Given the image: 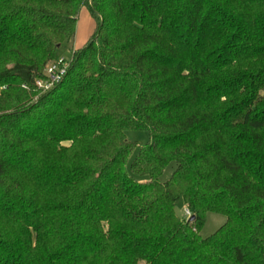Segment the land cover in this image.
<instances>
[{
	"label": "trees",
	"instance_id": "obj_1",
	"mask_svg": "<svg viewBox=\"0 0 264 264\" xmlns=\"http://www.w3.org/2000/svg\"><path fill=\"white\" fill-rule=\"evenodd\" d=\"M0 264H264V0H0Z\"/></svg>",
	"mask_w": 264,
	"mask_h": 264
},
{
	"label": "rangeland",
	"instance_id": "obj_2",
	"mask_svg": "<svg viewBox=\"0 0 264 264\" xmlns=\"http://www.w3.org/2000/svg\"><path fill=\"white\" fill-rule=\"evenodd\" d=\"M76 31L73 36V42H65L63 46L58 48V51L56 53V56L59 58L61 57H67V59L72 58V52L74 51L73 47L75 49L82 48L89 40V37L91 34L95 31L96 24L93 16L91 15L89 9L83 7L81 8L76 22ZM39 94L37 93L35 97H38ZM126 136L129 140L139 143H146L150 140L151 134L150 131L147 130H134V129H128L125 130ZM139 149L136 148L127 159V168L130 170V164L131 161L134 159V157L137 155ZM176 168V162L172 161L169 166L164 170V172L160 175V179L162 181H167L171 173ZM138 180H148L147 175H140L136 176ZM176 213L181 217L184 218V212L186 206L184 203V200L182 198L178 199L175 204ZM193 214V213H192ZM226 221V216L222 213H216V212H208L206 215L205 224L200 231V235L204 238L206 236H209L213 234L215 231L219 229V227L224 224Z\"/></svg>",
	"mask_w": 264,
	"mask_h": 264
},
{
	"label": "built area",
	"instance_id": "obj_3",
	"mask_svg": "<svg viewBox=\"0 0 264 264\" xmlns=\"http://www.w3.org/2000/svg\"><path fill=\"white\" fill-rule=\"evenodd\" d=\"M71 59L67 57H59L51 62H49L45 67L44 78H39L35 81L36 88H38L42 93L51 89L55 84L67 74V70L70 66ZM192 211L190 208L185 209L184 218L188 220L192 216Z\"/></svg>",
	"mask_w": 264,
	"mask_h": 264
},
{
	"label": "water",
	"instance_id": "obj_4",
	"mask_svg": "<svg viewBox=\"0 0 264 264\" xmlns=\"http://www.w3.org/2000/svg\"><path fill=\"white\" fill-rule=\"evenodd\" d=\"M189 219H190V220H193V219H194V215H192Z\"/></svg>",
	"mask_w": 264,
	"mask_h": 264
},
{
	"label": "crops",
	"instance_id": "obj_5",
	"mask_svg": "<svg viewBox=\"0 0 264 264\" xmlns=\"http://www.w3.org/2000/svg\"><path fill=\"white\" fill-rule=\"evenodd\" d=\"M74 39V38H73ZM73 39L71 40V43L73 42ZM73 49H75L74 47H73Z\"/></svg>",
	"mask_w": 264,
	"mask_h": 264
}]
</instances>
